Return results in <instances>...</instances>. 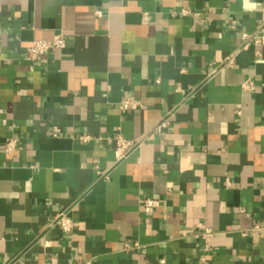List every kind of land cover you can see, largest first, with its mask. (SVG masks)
<instances>
[{
  "label": "crops",
  "instance_id": "0c3cea01",
  "mask_svg": "<svg viewBox=\"0 0 264 264\" xmlns=\"http://www.w3.org/2000/svg\"><path fill=\"white\" fill-rule=\"evenodd\" d=\"M0 264H264V0H0Z\"/></svg>",
  "mask_w": 264,
  "mask_h": 264
},
{
  "label": "built area",
  "instance_id": "2783aa9c",
  "mask_svg": "<svg viewBox=\"0 0 264 264\" xmlns=\"http://www.w3.org/2000/svg\"><path fill=\"white\" fill-rule=\"evenodd\" d=\"M233 25H236V22H233ZM242 40L246 42V45H248L251 41H254L255 43L260 42L259 34H256L255 36H252L250 34L244 33L242 36ZM67 45V39L64 34H58L55 36V38L50 40H36L34 44L28 48L26 58L29 61H36L44 54L48 53L50 49L57 48V49H63ZM235 63V57L232 56L228 59L226 62V65L232 66ZM141 102L138 100L129 97L125 100L121 101L119 106L122 111L127 110H135L141 106ZM170 125V118L169 116H166L162 119V121L156 126L155 131L156 132H162L164 129L168 128ZM56 131H59L56 129ZM141 141L138 140H129L121 135L117 136V148H116V156L119 160H122L126 158L134 149L139 147L141 145ZM15 144L14 141H11L10 146L13 147ZM105 179H109L108 174L103 175ZM143 205L146 208V210L150 211L151 209L155 208L158 205V201L154 198H146L143 201ZM54 223L56 226L61 228L65 232H71L73 230L74 222L71 216L67 212H61L55 217ZM207 235H211V230L206 231ZM131 246H139L138 243H135L132 245L130 242H126L124 245L125 249L131 248Z\"/></svg>",
  "mask_w": 264,
  "mask_h": 264
}]
</instances>
